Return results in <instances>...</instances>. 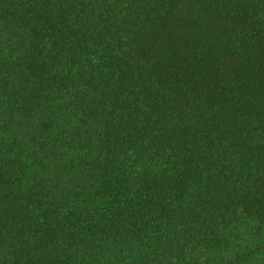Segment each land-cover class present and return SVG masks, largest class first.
Wrapping results in <instances>:
<instances>
[{"label":"trees","instance_id":"1","mask_svg":"<svg viewBox=\"0 0 264 264\" xmlns=\"http://www.w3.org/2000/svg\"><path fill=\"white\" fill-rule=\"evenodd\" d=\"M0 264H264V0H0Z\"/></svg>","mask_w":264,"mask_h":264}]
</instances>
